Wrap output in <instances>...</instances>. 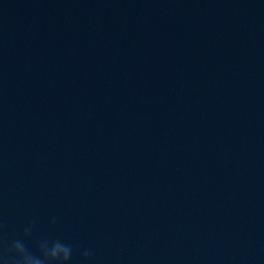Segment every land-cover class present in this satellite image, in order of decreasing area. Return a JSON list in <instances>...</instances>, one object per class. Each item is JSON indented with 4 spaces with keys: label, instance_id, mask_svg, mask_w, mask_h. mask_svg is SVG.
<instances>
[{
    "label": "clouds",
    "instance_id": "9594fccd",
    "mask_svg": "<svg viewBox=\"0 0 264 264\" xmlns=\"http://www.w3.org/2000/svg\"><path fill=\"white\" fill-rule=\"evenodd\" d=\"M36 219L23 229L22 236L7 239L0 236V264H74V247L61 237L41 236L34 239ZM55 224V220L51 221ZM0 225V231H2ZM32 243V247L29 246ZM94 253L80 252L79 264H91Z\"/></svg>",
    "mask_w": 264,
    "mask_h": 264
}]
</instances>
